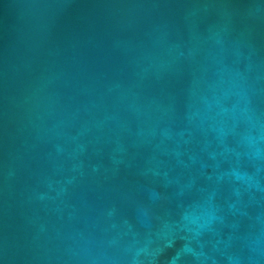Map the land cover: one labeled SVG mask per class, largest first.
Instances as JSON below:
<instances>
[{
    "label": "water",
    "instance_id": "obj_1",
    "mask_svg": "<svg viewBox=\"0 0 264 264\" xmlns=\"http://www.w3.org/2000/svg\"><path fill=\"white\" fill-rule=\"evenodd\" d=\"M0 264H264V0H0Z\"/></svg>",
    "mask_w": 264,
    "mask_h": 264
}]
</instances>
